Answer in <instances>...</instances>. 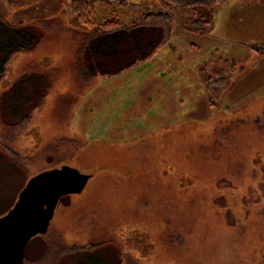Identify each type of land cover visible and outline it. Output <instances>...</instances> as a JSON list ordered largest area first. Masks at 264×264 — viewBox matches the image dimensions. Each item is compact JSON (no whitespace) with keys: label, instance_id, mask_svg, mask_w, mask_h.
Instances as JSON below:
<instances>
[{"label":"rangeland","instance_id":"obj_1","mask_svg":"<svg viewBox=\"0 0 264 264\" xmlns=\"http://www.w3.org/2000/svg\"><path fill=\"white\" fill-rule=\"evenodd\" d=\"M126 1L109 9L125 24L170 27L151 58L86 81L69 34L60 31L63 42L52 29L24 60L46 57L40 65L54 72L52 84L35 95L16 85L25 122L10 116L11 104L0 106V217L43 172L68 166L91 176L81 195L57 205L23 264H264V47L257 40L264 25L254 42L246 34L238 46L204 45L183 29L197 32L196 13L206 17L211 6L177 8L191 11L190 25L175 10L167 22L152 9L145 22L147 10L133 5L151 0ZM48 2L62 11L66 1L37 0L27 13L41 16ZM230 53L231 71L223 64ZM215 56L223 59L217 64ZM18 77L10 75V84Z\"/></svg>","mask_w":264,"mask_h":264},{"label":"crops","instance_id":"obj_2","mask_svg":"<svg viewBox=\"0 0 264 264\" xmlns=\"http://www.w3.org/2000/svg\"><path fill=\"white\" fill-rule=\"evenodd\" d=\"M30 1H32V3H30ZM36 1L33 2V0H0V22L5 25L2 26L0 24V30L8 34V39L7 40L4 38L0 39V43L1 42L9 43L10 34L14 35L16 31L20 33L22 32L23 34L26 31L29 34L35 33L37 37H39L40 39L39 43L34 48L16 53L11 57L10 62L6 66V71H5L6 74L0 80L1 83L0 92L4 90V88L7 86L9 87L8 90L10 91L8 94L10 93L12 94L13 92H16V85H17V87L20 86L21 89L25 88V90L27 91L30 90V92L32 93L34 92L35 95L37 90L38 91L40 90L42 92L44 91V89L49 88V85L52 84L51 74H54V72L52 70H47L48 66H44L43 68L40 65V63L45 61L47 58L43 57V59L40 58L38 59V61L27 60V62L24 60L32 59L33 55L37 53L36 51L44 42V39L47 38L48 33H50L52 29H55L56 33L62 36L63 42L65 37L63 33H61L60 31H66L69 34L68 36H66V41L75 44L77 51V58H76L77 63H74L75 67L78 65L77 66L79 70L78 73L82 74L85 77L86 81L88 80V78H91L92 76H101V74L103 73L106 74L107 72L105 70L106 68L105 66L98 67L104 63L102 57H96L94 53L95 51H94L93 43L96 40L97 35L91 33L90 31L83 30L78 25L75 24L73 16L66 2L63 3L62 5V11H56L54 10L55 8L52 9V7H54L53 3L48 2L46 3L45 6H43L45 12L41 16L35 14L32 15L28 14L27 11H29V9L32 6H36L35 5ZM124 1L127 4V1L126 0ZM140 2H141L140 4H143L142 1ZM146 4L150 6H146L145 8H143V6L133 5V7L141 8L143 11L147 10L145 11L146 14H148V12L152 9L153 11H158V13H154V14L156 16L159 14L163 16L165 15L167 18V22L171 21L172 18L171 12L175 10L178 11L179 18H181L182 20L189 21L190 25L191 22H193L191 19L193 15L190 10L188 11H186L187 9L177 10V8L174 5H171V7L169 6L167 7L165 0H157V1L151 0L150 3L146 2ZM40 11H44V10L41 9ZM185 11L188 13H184ZM207 11L208 13L206 16L211 19V25L207 28L205 32L203 31L194 32L192 30L183 29L187 35H194L200 37L204 45L205 44L207 45V43H209L208 42L209 40H214L217 43L223 42L225 44H229L232 46L235 43L238 46L239 44L241 45V43H243L240 41L241 36L246 38V34L249 35L248 41L254 42V40L250 39L252 38L251 36H254V33H257V31H259V29H256L257 27H260L259 25L261 26L264 25V21L258 20L259 23L258 25H256V21L254 20L256 17L259 18V16H263L264 18V0H228L224 3H219V2L216 3L214 6L209 7ZM243 11H247L248 15H244ZM256 12L258 13L259 16L256 15ZM245 16H247L248 18L245 19ZM241 17H244V21L241 20ZM138 24L139 23H137V25ZM156 26L161 27L160 25L152 24V27H156ZM216 26H218L217 34L215 33ZM261 34H263V31L258 33L259 36H261ZM170 35H171V30L169 27L165 42L167 41V38L170 37ZM257 40L259 41L258 45L264 47V38L262 40L259 39ZM236 41L238 43H236ZM15 43H16L15 41H11L12 44L11 46L13 48L15 46ZM254 44L256 46V43ZM260 46H256L255 48L260 49ZM235 51L237 52L238 49L236 48ZM257 52H262V51H257ZM230 54L231 57H225L226 60L228 61L230 60L229 63L224 59L223 64L224 65L228 64L227 66L231 71L236 66L235 64L237 62L234 59L236 53L235 54L230 53ZM222 59H223L222 56H215V60L217 61L215 63L218 64V62ZM26 63L29 65L30 64L35 65L37 63L38 64L37 69L32 70L29 69L28 67V70H25L27 67ZM57 64H59L58 60L55 62V65ZM19 65L21 70L20 73L15 71V69H17ZM206 67L208 68V65H206ZM15 74L19 75L18 77L19 79L18 80L15 79L14 84L13 83L10 84L11 80L9 76ZM26 76L28 78H26ZM102 78H107V77H102ZM2 97L3 94L2 95L0 94V106L5 105V103L3 104L4 98L2 100ZM113 97L114 96H112V99ZM45 98L46 97H44L43 99L41 98V101L42 100L44 101Z\"/></svg>","mask_w":264,"mask_h":264},{"label":"trees","instance_id":"obj_3","mask_svg":"<svg viewBox=\"0 0 264 264\" xmlns=\"http://www.w3.org/2000/svg\"><path fill=\"white\" fill-rule=\"evenodd\" d=\"M113 1V0H112ZM66 0L68 8L73 16L74 22L83 30L90 31L97 35L94 41V53L96 57H102L104 63L98 67L105 66L106 74H101L102 77H110L121 73L124 70L147 61L159 46L165 43L167 33L159 26H141V24L127 25L123 22L122 13L110 10L113 8L116 1H121L118 7H125L127 4L124 0ZM221 0H165L166 6L174 5L176 8L184 7L197 11L200 7L214 6ZM228 1V0H225ZM121 15V16H120ZM196 21L200 29L197 32H205L211 25V19L199 17L196 13ZM157 20H165L167 18L159 14L154 16ZM152 15H145V22L152 20ZM2 26H5L0 22ZM8 39V34L0 30V39ZM39 37L35 33L29 34L27 31H16L10 34L9 43H0V80L5 76L6 66L11 60V57L19 52L34 48L39 43ZM11 41H15L14 48L11 46ZM99 63V62H98ZM100 64V63H99ZM104 70V71H105ZM3 104L12 107L10 116L17 117L21 115L23 122L28 119L26 112H23L24 106L21 104L22 96L19 93L3 95ZM19 101L20 106L15 107L16 101ZM29 101V100H27ZM4 106V105H3ZM18 108L19 110H16ZM23 108V109H22ZM63 199L59 201L61 203ZM14 206V205H12ZM12 206L10 209H12ZM217 206V205H216Z\"/></svg>","mask_w":264,"mask_h":264},{"label":"water","instance_id":"obj_4","mask_svg":"<svg viewBox=\"0 0 264 264\" xmlns=\"http://www.w3.org/2000/svg\"><path fill=\"white\" fill-rule=\"evenodd\" d=\"M90 179L68 166L31 178L0 217V264H23L25 247L47 233L59 201L81 195Z\"/></svg>","mask_w":264,"mask_h":264}]
</instances>
